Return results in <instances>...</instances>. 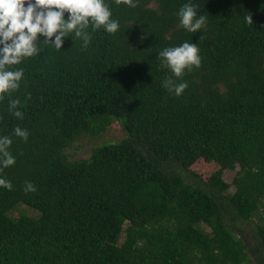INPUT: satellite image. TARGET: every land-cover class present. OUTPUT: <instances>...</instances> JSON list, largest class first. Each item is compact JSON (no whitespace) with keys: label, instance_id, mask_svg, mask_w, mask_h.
<instances>
[{"label":"trees","instance_id":"1","mask_svg":"<svg viewBox=\"0 0 264 264\" xmlns=\"http://www.w3.org/2000/svg\"><path fill=\"white\" fill-rule=\"evenodd\" d=\"M105 2L117 33L89 28L86 49L74 35L59 51L41 42L13 66L24 77L0 101V137L16 158L0 165L13 185L0 187V264H264V0H192L207 18L196 33L179 26L189 0ZM183 42L197 43L201 66L176 96L158 54ZM109 121L121 139L67 160L66 145ZM198 160L218 166L206 181L189 170ZM17 204L35 215L10 217ZM249 221L245 241L238 222Z\"/></svg>","mask_w":264,"mask_h":264},{"label":"clouds","instance_id":"2","mask_svg":"<svg viewBox=\"0 0 264 264\" xmlns=\"http://www.w3.org/2000/svg\"><path fill=\"white\" fill-rule=\"evenodd\" d=\"M116 3L136 7L138 0H116ZM197 10L198 5L192 3V0L183 4L178 11L179 26L190 33L204 28L207 18L204 15L198 16ZM243 18L246 24H253L251 12ZM89 28L93 32L102 28L113 35L120 30V23L112 18L111 8L105 0H0V101L19 90L24 70H12L13 66L21 64L26 58L37 57L42 51L41 42L59 51L65 38L74 35L83 42L82 47L86 49L92 39ZM199 52L197 43L192 42H183L179 46L166 47L160 51L158 58L161 66L172 74L165 78L162 86L176 96L182 95L188 84L177 83V80L184 76L186 70L201 66ZM21 107L23 105L19 99L9 100V110L18 119H23V112L19 110ZM13 131L16 137L27 141L29 132L26 129L17 126ZM12 143L9 136L0 137V165L3 168L11 167L16 162L9 151ZM0 187L11 191L13 185L11 181L0 178ZM24 190L35 192L37 189L31 182H26Z\"/></svg>","mask_w":264,"mask_h":264},{"label":"rangeland","instance_id":"3","mask_svg":"<svg viewBox=\"0 0 264 264\" xmlns=\"http://www.w3.org/2000/svg\"><path fill=\"white\" fill-rule=\"evenodd\" d=\"M149 7H153V4H150ZM122 138V132L114 121H109L103 131H100L98 134L93 135V133H83L79 135L76 139L70 142L63 149V153L66 156L67 160L70 162L86 159L91 151L96 148L98 145L105 142H116ZM218 166L215 163H205L201 160L196 161L192 166L189 167V170L194 172L198 178L202 181H206L216 170ZM237 167L233 170H223L221 173L222 182L229 184L234 177ZM233 188L230 187L227 193H232ZM26 214L29 216H34L35 213L32 210H28L25 206L17 204L8 215L12 218H16L19 215ZM239 229L241 231V237L245 241H251L254 238V221L249 222H238ZM123 235L118 240V244L122 242Z\"/></svg>","mask_w":264,"mask_h":264}]
</instances>
